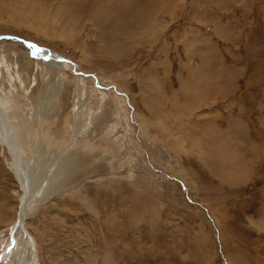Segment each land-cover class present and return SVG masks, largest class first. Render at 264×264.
I'll list each match as a JSON object with an SVG mask.
<instances>
[{
    "label": "rangeland",
    "instance_id": "obj_1",
    "mask_svg": "<svg viewBox=\"0 0 264 264\" xmlns=\"http://www.w3.org/2000/svg\"><path fill=\"white\" fill-rule=\"evenodd\" d=\"M86 1L0 0V112L27 135L32 191L54 182L20 227L0 143V264L24 239L20 264H264V19L230 0ZM140 24L147 40L106 53ZM52 54L66 66L26 65Z\"/></svg>",
    "mask_w": 264,
    "mask_h": 264
},
{
    "label": "bare ground",
    "instance_id": "obj_2",
    "mask_svg": "<svg viewBox=\"0 0 264 264\" xmlns=\"http://www.w3.org/2000/svg\"><path fill=\"white\" fill-rule=\"evenodd\" d=\"M78 1H82L83 2V1H86V0H78ZM124 1L125 0H121V4L122 5L118 6V8L115 11L117 12V10H120L122 7H124L125 11H128L129 13H131L130 6H131V4H134V3L130 2L129 0H126L125 4L128 7V9H126L124 3H122ZM140 2L141 1L138 0L137 4H140ZM143 2H145V1H143ZM89 3H91V4H89ZM109 5H110V3L108 2V0H97V1H92V2L88 1V3H79V4H77V6H78L77 9H78L79 12L80 11H82V12H90L93 9L95 12L102 11V13H104L105 9L113 8V7L109 6ZM134 7H137V5L135 4ZM74 8H72V9H74ZM168 8H170V7H168ZM75 10H76V8H75ZM113 10H114V8H113ZM134 10H136V9H134ZM159 10H162V11H165V12L166 11L169 12V10H165L164 7H160ZM132 17H133V15H132ZM152 19H154V16L153 17L151 16L149 18V21H151ZM142 20H144V19H142ZM138 21H140L139 18H138ZM51 22H52V20H51ZM155 22L154 23H152V22L149 23L148 22L147 25H150L148 27H151V28L154 27ZM140 25L141 26H139V29H137V31H134V35L132 37L124 38L121 35L112 37V36H109V34H108L107 35V39L109 38L110 45L108 47L109 50H107L106 53L110 54V55H114V54H116L119 51H125V50L130 49L135 43L138 44V43H141V42H144L145 40H147V37L150 36L154 31L153 30H150L149 32L146 31L147 34L144 33V35H142V31L140 30V27H142V24H140ZM155 27L157 28V26H155ZM69 28H70V25H69ZM154 30H155V28H154ZM58 33L62 34V31H60ZM65 37H67L68 39H71L70 35L69 36H65ZM36 51L39 52L40 50L36 49L35 52ZM46 54L51 55V53L49 51L47 52V50L46 51H42V55L43 56H45ZM205 58H206V56H205ZM33 61H35V60H33ZM0 63L2 64L1 60H0ZM39 64L40 65H46V67L42 66V68L44 67V68L48 69L47 66L51 67V66H54V65L55 66L58 65V66L62 67V66H66L67 63L63 62L62 60H57V58L53 57V54H52L51 59H48L46 61H42V60L37 59L35 62H32V63L30 62V63H27L26 65H27L28 68H32V67L34 68V66H35L37 68V70H38L39 66H40ZM6 67H8V64L6 65ZM1 112H2V110H1ZM1 112H0V143L9 145L10 153H11V155H13V159H14L13 160L14 164L10 167L11 168L10 170L13 172L17 182L20 185L21 190H23V196H22L21 205L19 206V208L17 210V220H18L17 224H19L20 227H23L26 224L25 223L26 219H28V216L30 215V213L33 212L34 209L36 208V204H35L36 199L35 198L37 196L38 197L40 196V198L44 199L46 196H49V194L51 193V190L53 188L52 186H53L54 182L49 181L48 183H46V185H45V187L43 189L39 188V190H36V192L32 191L31 186H30V181H29V177L30 176L28 177V175L30 174L29 173L30 171H32L35 168H38V166L36 165L34 160H33V162H31L32 157L31 158L30 157L29 158L25 157L27 159L26 160L24 158V156H23V153H22L23 152L22 151L23 147H25V146L28 147L29 146L28 145V138L26 137L27 135L24 136V133L21 131L22 129H21L20 125H19V124H21V122L19 121L20 119L19 120L16 119V114H17L16 110H14L11 107H8V108L5 109L4 113L2 112L3 115H2ZM27 134L29 136V132ZM30 138H32V137H30ZM74 148L75 147L70 146V148L68 150H65V152H62L61 155H59V156H61V160L63 161L62 167H60L62 170H66L67 166H69V167L70 166L71 167L72 166H76L75 164L77 163L78 157L80 158V153H79V151H76ZM68 154L71 157H68ZM36 158H38V157H36ZM68 158L70 159L69 160L70 162H68ZM17 236H19V235H17L15 233L13 238H12V243L13 244L16 243ZM23 243H24L23 246H20V247L17 248L19 251L18 250L15 251L16 249L12 250L13 252H12V256L11 257L14 258L12 260L13 264H20L21 263V259H22L21 257L22 256L20 255L21 253L19 254L20 250H22V252H23V250H28V252L30 253V250L27 248L28 243H27V241L25 242V239H24ZM29 255L31 256V253ZM27 264H31V263L27 262Z\"/></svg>",
    "mask_w": 264,
    "mask_h": 264
},
{
    "label": "crops",
    "instance_id": "obj_3",
    "mask_svg": "<svg viewBox=\"0 0 264 264\" xmlns=\"http://www.w3.org/2000/svg\"><path fill=\"white\" fill-rule=\"evenodd\" d=\"M230 1H232L230 3L231 10L232 11L235 10L236 12L237 11L239 12L237 13V16L246 17V18L264 19V0H230ZM224 7H226V4L222 5L221 8L224 9ZM249 29L251 30V26L247 27V31ZM262 33L264 34V26ZM263 93H264V88H263Z\"/></svg>",
    "mask_w": 264,
    "mask_h": 264
},
{
    "label": "water",
    "instance_id": "obj_4",
    "mask_svg": "<svg viewBox=\"0 0 264 264\" xmlns=\"http://www.w3.org/2000/svg\"><path fill=\"white\" fill-rule=\"evenodd\" d=\"M27 43H28V42H27ZM28 45H30V46H31V45H33V44H30V43H28Z\"/></svg>",
    "mask_w": 264,
    "mask_h": 264
}]
</instances>
